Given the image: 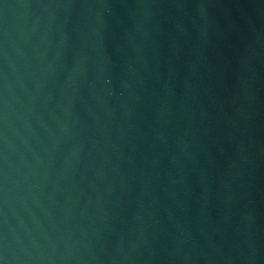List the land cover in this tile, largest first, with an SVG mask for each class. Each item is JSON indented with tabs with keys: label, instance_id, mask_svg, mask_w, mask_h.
<instances>
[{
	"label": "water",
	"instance_id": "obj_1",
	"mask_svg": "<svg viewBox=\"0 0 264 264\" xmlns=\"http://www.w3.org/2000/svg\"><path fill=\"white\" fill-rule=\"evenodd\" d=\"M0 264H264V0H0Z\"/></svg>",
	"mask_w": 264,
	"mask_h": 264
}]
</instances>
